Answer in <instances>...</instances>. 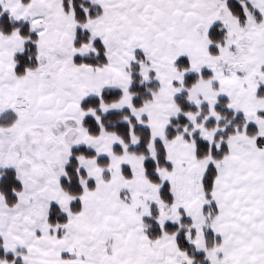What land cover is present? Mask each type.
I'll use <instances>...</instances> for the list:
<instances>
[{
  "label": "snow or ice",
  "instance_id": "obj_1",
  "mask_svg": "<svg viewBox=\"0 0 264 264\" xmlns=\"http://www.w3.org/2000/svg\"><path fill=\"white\" fill-rule=\"evenodd\" d=\"M0 264H264V0H0Z\"/></svg>",
  "mask_w": 264,
  "mask_h": 264
}]
</instances>
